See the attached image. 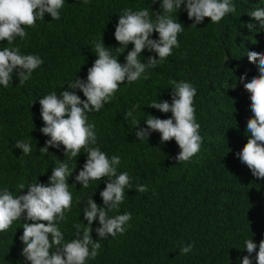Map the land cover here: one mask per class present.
Wrapping results in <instances>:
<instances>
[{
  "label": "trees",
  "instance_id": "16d2710c",
  "mask_svg": "<svg viewBox=\"0 0 264 264\" xmlns=\"http://www.w3.org/2000/svg\"><path fill=\"white\" fill-rule=\"evenodd\" d=\"M235 4L236 11L221 22L214 24L206 17L196 27L181 10L178 19L185 30L178 37L180 48L152 69L147 80L121 84L115 100L100 112L89 113L102 149L110 156L120 155L119 170L129 171L134 184H147L149 189L147 193L126 191L120 211L132 212L131 227L122 235L103 240L100 255L90 264H238V257L248 255L246 249L238 248L245 239L252 237L257 244L264 240V180L253 176L236 155L247 142V120L252 115L250 92L239 77L259 75L245 48L264 51V29L250 30L242 23L254 19L247 11L264 6V0H235ZM125 7L160 11L159 0L155 4L152 0H88L86 4L66 0L59 20L46 14L35 28H28L29 38L14 42L23 52L39 53L45 63L26 84L20 85L14 76L9 87L0 86V187L18 191L21 182L27 184L38 176L46 182L52 167L67 159L60 149L50 148L48 154L39 150L48 137L40 131L44 121L37 98L53 90L59 93L79 69L77 75L86 77L96 59L91 45L102 35L106 45L119 46L115 24ZM7 46L6 40L0 43V48ZM132 46L130 43L119 56L121 62ZM114 54L119 55L115 50ZM144 55L155 53L145 50ZM171 79L191 81L198 90L194 103L204 142L190 162L176 163L173 159L180 151L174 138L161 144L157 131L148 141H140L132 131L135 125L131 118L124 119L135 105H140L134 108L139 119L150 114L170 116V112L163 113L147 103L160 98L171 101ZM235 82L237 86L230 87ZM78 94L85 98L82 92ZM140 126H146L143 120ZM17 140H30V156L12 146ZM86 156L82 152L77 158V172ZM73 179L69 178L73 208L61 224L66 239L73 237L74 222L87 226V221H82L83 203L77 204L75 198L80 196L86 202L96 191L93 198L102 204L99 192L106 187L103 181H95L85 189L72 185ZM22 224L17 221L0 233V264L23 261L19 240ZM92 235L95 239V231ZM193 241V252H179L183 244Z\"/></svg>",
  "mask_w": 264,
  "mask_h": 264
},
{
  "label": "clouds",
  "instance_id": "9594fccd",
  "mask_svg": "<svg viewBox=\"0 0 264 264\" xmlns=\"http://www.w3.org/2000/svg\"><path fill=\"white\" fill-rule=\"evenodd\" d=\"M65 2L0 0V43L6 40L9 45L0 48V86L9 87L14 76L18 77L20 85L26 84L35 70L45 63L39 53L23 52L14 42L17 38L22 41L29 38L28 28H35L38 20H45L46 14H50L52 20H59ZM156 2L152 0V4ZM83 3H88V0H83ZM159 8L160 11L152 8L150 12L147 8L133 10L125 7L115 24L114 37L119 46L106 45L102 35L91 45L96 59L88 67L86 77L77 75L79 69L75 78L67 80L59 93L53 90L37 98L44 121L40 131L48 137L39 150L48 154L50 148L60 149L67 159H61L52 167L46 182L39 180L38 176L27 184L21 182L18 191L7 186L0 187V233L7 232L15 222L23 221V232L19 235L23 257L21 264H90L100 255L103 240L109 235H122L131 227L132 212L120 211L126 201V191L136 189L139 193H147L148 185L134 184L135 178L129 171L119 170L122 157L117 154L110 156L102 149L97 126L89 120V113L100 112L115 100L121 84L132 85L138 80H147L152 69L180 48L178 37L185 30L184 23L178 19L181 10L187 12L191 25L196 27L206 17L211 18V23L221 22L236 11V4L235 0H159ZM247 14L254 19L246 24L243 22V26L250 30L264 29V6L255 7ZM130 43L133 46L121 62L119 56ZM245 49L249 60L256 64L259 75L248 79L245 73L239 77L244 88L250 92L252 115L247 120V142L236 155L253 176L264 180V51ZM114 50L119 55L114 54ZM145 50L155 55L145 57ZM141 56L146 59L142 60ZM65 84L67 87H64ZM170 84L171 101L160 98L147 103L163 113L170 112V116L160 118L150 114L139 119L134 108L140 105H135L128 109L124 119L131 118L135 125L132 131L140 141H148L151 134L157 131L161 144L174 138L180 151L173 159L176 163L190 162L204 142L194 103L198 90L188 80L171 79ZM236 86V82L230 85L233 88ZM78 92H82L85 98ZM142 120L146 126H140ZM12 146L22 149L25 156H30L33 151L30 140H17ZM82 152L87 156L77 172V158ZM74 160L76 163H72ZM70 177H74L72 185L80 184L85 189L95 181H103L106 187L99 192L102 204L93 198L96 191L86 202H82L80 196L75 198L77 204L83 203L82 221H87V226L74 222L73 237L66 239L61 224L67 221V214L73 208ZM23 189L27 190L21 191ZM94 221L97 222L95 225ZM194 248L195 241L185 243L179 252L187 255ZM238 248L246 249L248 253L238 257V264H254V261L255 264H264V240L257 244L251 237L244 240L243 247ZM254 252L255 256L252 255Z\"/></svg>",
  "mask_w": 264,
  "mask_h": 264
}]
</instances>
